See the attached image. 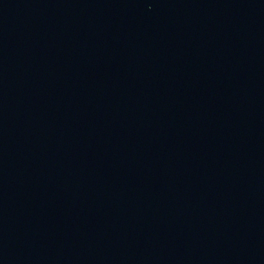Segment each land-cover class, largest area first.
Listing matches in <instances>:
<instances>
[{
    "label": "water",
    "instance_id": "95a60500",
    "mask_svg": "<svg viewBox=\"0 0 264 264\" xmlns=\"http://www.w3.org/2000/svg\"><path fill=\"white\" fill-rule=\"evenodd\" d=\"M0 264H264V0H0Z\"/></svg>",
    "mask_w": 264,
    "mask_h": 264
}]
</instances>
